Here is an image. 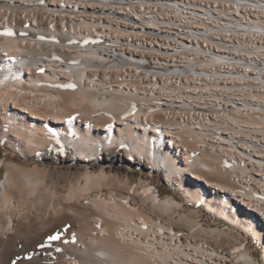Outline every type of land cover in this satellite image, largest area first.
Returning <instances> with one entry per match:
<instances>
[{
	"label": "bare ground",
	"instance_id": "6f19581e",
	"mask_svg": "<svg viewBox=\"0 0 264 264\" xmlns=\"http://www.w3.org/2000/svg\"><path fill=\"white\" fill-rule=\"evenodd\" d=\"M262 7L258 5L257 13L253 15L247 10L239 14L240 20L257 19L251 26L256 32L264 31ZM47 8H39L36 13L18 3L11 4L10 0H0V33L5 27L14 33L10 37L0 35V126L8 132L12 145L20 143L17 151L23 157L33 153L30 156L36 161L62 164L59 172L62 188H67L70 164L76 170L83 166L86 182L97 176L108 179L110 173H121L125 168H147L148 174H140L142 193L153 207L164 212L178 204L169 197L160 199L156 186L148 183L161 179L172 183L178 178L180 186L183 178H189V188L199 194L203 204L214 202L229 224L238 226L244 221L247 232H253L264 243V190H255L253 186L243 189L231 186L228 181L236 185L242 180V176L236 174L233 162L212 153L196 130L180 124L160 109H153L152 103L141 96L143 90L156 85L153 81L156 74L151 68L142 61L133 66L117 58H108L111 54L101 45H95L88 36L56 37L50 32L38 33L12 24L18 19L28 22L53 20L52 9H58V1H47ZM137 12H144V5H137ZM72 23V14H63V18H59V25L71 26ZM140 39H148V32H140ZM242 41L252 42L253 34H242ZM142 57H158V50L142 49ZM133 71L135 75L131 77L135 81L130 84L123 77ZM160 78H168V71L160 70ZM67 83L74 84L75 88L64 87ZM35 85L45 88V92H34L32 87ZM74 109L78 110L75 114ZM177 117L196 120V113L191 109H177ZM49 129L58 134L59 144L51 137ZM182 142L186 145L191 142L198 150L182 148ZM2 166L0 160V168ZM95 169L99 170V175ZM6 170L4 179L0 180V206L21 197V194L11 195L9 189L13 178L21 171L16 167ZM75 176L80 179V171H76ZM210 176L220 180L213 182ZM107 205L100 208L106 221L98 219L91 225L93 215L86 214L80 219L83 230L78 232L76 229V234L73 231L61 234L67 238L64 242H72L58 244L61 251L57 255L33 247L42 243L45 231H34V238L28 236L30 240L17 244L13 241L16 235H21L17 225L14 232H0V250L3 249L0 264H10L17 257H20L17 264H165L156 240L149 242L147 237L163 229L145 225L138 215L137 223L122 218L123 223L114 226L117 216L107 211ZM68 207L76 216L79 209ZM50 221L48 217L44 224ZM166 228L170 230L171 227ZM176 233L180 241L197 242L192 238L193 231ZM202 233L215 235L217 239L222 235L229 236L218 229ZM197 243L216 250L220 264H257L244 252V245L239 244L228 252L206 242ZM26 256H31V260L25 259Z\"/></svg>",
	"mask_w": 264,
	"mask_h": 264
},
{
	"label": "built area",
	"instance_id": "2783aa9c",
	"mask_svg": "<svg viewBox=\"0 0 264 264\" xmlns=\"http://www.w3.org/2000/svg\"><path fill=\"white\" fill-rule=\"evenodd\" d=\"M47 1H58L53 20L12 24L56 37L88 36L108 58L142 61L156 74V85L141 94L153 109L196 130L212 153L233 162L239 189L264 190V31L251 30L257 19L239 18L241 11L264 9V0H10L36 13ZM63 14L74 15L71 26L59 25ZM242 34H253V41L243 42ZM142 49H156L158 57H142ZM133 73L123 79L131 84ZM177 109H191L196 120L178 118ZM147 237L165 264H220L216 250L180 241L176 232Z\"/></svg>",
	"mask_w": 264,
	"mask_h": 264
},
{
	"label": "rangeland",
	"instance_id": "374dc122",
	"mask_svg": "<svg viewBox=\"0 0 264 264\" xmlns=\"http://www.w3.org/2000/svg\"><path fill=\"white\" fill-rule=\"evenodd\" d=\"M32 88L35 89L36 91L34 92L38 94H43V92H45V88L40 86L35 85ZM77 111V109H74L73 114L77 113ZM7 134L8 132H5V130L0 126V160L3 161V166L0 168V180L4 179L7 171L6 169H11L13 167L18 168L22 175L20 173L15 175L13 182L10 184L11 186L9 185V189L11 191V195L21 194V201L19 199H13L9 204L0 206V232H14V227L17 225L18 231L21 235L19 233V235H14V243L16 242L17 244L21 241L24 242L25 240L32 239L31 237L36 234L35 232L38 233L45 231L46 235H44L43 239H41L42 242L46 239L48 233L50 235L58 232L61 236V234H64L65 232L72 233L73 231V233L76 234V229L78 232L84 229V225L80 219L86 214L93 215L94 219L92 218L91 225H93L95 223L94 221L98 219L106 221V219H104V213L100 210L102 207L101 205H105L106 203V205L108 204L106 206L107 211L109 210L108 212L117 216L114 221V226L119 223H123L122 218L127 219L126 222L134 221L137 223L139 219L138 216H140L142 218H140V220L144 224L146 223L148 226L151 225L152 227H155L156 230L157 228H160L163 229L162 231L165 229L168 231L169 229L166 228L168 226L171 227L169 230L170 232L190 233L193 231L192 238L196 239L197 242H206L213 246L216 245L223 249L225 248L228 252L239 244L244 245V252H247V254H249V256L252 257L257 264H264V243L259 240V237L251 231L247 232L244 221V223L242 222L238 226L226 222L225 219H223L225 218L223 216L224 212L219 209L214 202H211L210 205L203 204L199 194H194L193 190L189 188L188 181L191 182L189 178H183V184L180 186H178V178H176L172 183H166L162 179L160 182L152 180L148 183L149 185L156 186L160 199L163 200L169 197V199L178 204V207L172 208L171 211L169 210L168 212H164L156 207H153L148 197L142 193L143 182L140 179V174H148L149 169L147 168H125L126 170L121 171V173H110L108 179H104L102 176H97L90 182H86L84 178V171L82 170L83 166L80 165V168L76 170L75 166L70 164L67 172V175H69L67 180L68 185L67 188H62V183L60 182L62 177L59 173L61 171L60 166L62 164H47L45 162L36 161L35 158L30 156L33 155V153L23 157L17 151V147L20 148V143H14V145H12L11 139ZM182 148H186L191 151H196V149L198 150L196 145L191 142L187 143V145L183 143ZM76 171H80V179L75 176ZM94 172L99 175L98 169H95ZM125 173L126 175H124ZM160 175H163L162 172ZM17 176L19 178H17ZM210 179L213 180V182H218V180H220L211 176ZM228 183L231 186L233 185L234 188L239 189L234 183H230L229 181ZM68 206H75L79 209L76 216H73L72 213H70V207ZM53 213L56 214L54 215ZM48 217L51 221L45 225V220ZM76 221L80 225L75 223ZM196 225H200L201 228L197 229ZM53 226H56L57 228L54 230L50 229ZM82 226L83 229L81 228ZM212 229H218L221 232L228 233L229 236L225 237L222 235L217 239L215 235L210 236L205 233L201 234V231H209ZM48 230H51V232ZM58 230L61 231L59 232ZM13 234L14 233H12V235ZM2 235L4 234H1V236ZM28 236H30V239ZM61 240L63 242H61ZM57 241L53 242L50 247L44 248L45 250H43L49 254L52 253L57 255L58 253L56 248H58V244H70L72 242L71 240H68L69 242H64L67 241L65 235H62L61 239ZM37 245L35 244L33 247L37 248ZM2 252L3 249L1 248L0 254ZM59 260L62 261L64 259ZM58 261L55 262L57 263ZM53 263L38 262V264Z\"/></svg>",
	"mask_w": 264,
	"mask_h": 264
},
{
	"label": "snow or ice",
	"instance_id": "6c2138e0",
	"mask_svg": "<svg viewBox=\"0 0 264 264\" xmlns=\"http://www.w3.org/2000/svg\"><path fill=\"white\" fill-rule=\"evenodd\" d=\"M39 3H43V0H38ZM0 35H4V36H12L14 35V33L12 32V30L10 28H7L5 27L4 31L2 33H0ZM64 87L66 88H75V85L72 84V83H67L64 85ZM134 111V109H133ZM49 132L51 134V137L53 139L56 140V143L59 144V139H58V134L53 131L52 129H49ZM61 236L60 234L57 232V233H53V234H50L46 237V239L42 242V243H39L37 245L38 248H41V249H44V248H48L52 245L53 242L57 241V240H60ZM74 242V240H73ZM56 251L59 252L61 251L60 248H56ZM31 256H26L25 259H28V260H31ZM20 259V257H17L16 259H13L11 261V264H17V261Z\"/></svg>",
	"mask_w": 264,
	"mask_h": 264
}]
</instances>
